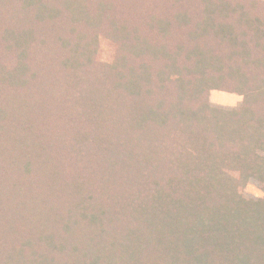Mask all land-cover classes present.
Masks as SVG:
<instances>
[{"label":"trees","instance_id":"obj_1","mask_svg":"<svg viewBox=\"0 0 264 264\" xmlns=\"http://www.w3.org/2000/svg\"><path fill=\"white\" fill-rule=\"evenodd\" d=\"M251 182L264 0H0V264H264Z\"/></svg>","mask_w":264,"mask_h":264},{"label":"rangeland","instance_id":"obj_2","mask_svg":"<svg viewBox=\"0 0 264 264\" xmlns=\"http://www.w3.org/2000/svg\"><path fill=\"white\" fill-rule=\"evenodd\" d=\"M210 100L216 106L235 108L240 106L242 97L235 93L213 90L210 93ZM246 193L254 199L264 197V192L256 182H251L247 186Z\"/></svg>","mask_w":264,"mask_h":264}]
</instances>
